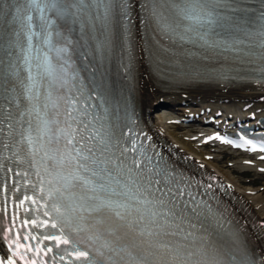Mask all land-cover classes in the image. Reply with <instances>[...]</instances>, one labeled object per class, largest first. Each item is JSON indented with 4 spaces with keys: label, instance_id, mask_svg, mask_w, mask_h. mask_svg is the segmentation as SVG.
I'll use <instances>...</instances> for the list:
<instances>
[{
    "label": "snow or ice",
    "instance_id": "obj_1",
    "mask_svg": "<svg viewBox=\"0 0 264 264\" xmlns=\"http://www.w3.org/2000/svg\"><path fill=\"white\" fill-rule=\"evenodd\" d=\"M182 2L185 4V7L177 8V11L182 20L189 22V26L185 28L184 34L181 35L179 33H176V35L182 41H191L194 38H198L204 44L210 45L211 42L207 39V34L206 33L201 34L199 30L194 29L191 25L196 24L202 27L205 24H207L209 27H211V25L215 24L218 20L222 19L218 9L220 5L224 2V0H182ZM14 3L15 0H0V17H3L7 14H11L12 5ZM26 3L29 9H35L36 11L40 12L42 18L45 9H48L49 11H55L60 16H67V15H75L77 12L84 11L87 7L91 6L96 9V19L102 21L104 26L107 28L113 18V9L119 7L121 8L122 11L123 0H120L119 4L116 3V0H68L66 6H62L65 4V0H26ZM6 7H7V12H6ZM21 11H22L21 8H15L16 14L14 19L16 20L21 19L20 16ZM22 19L23 21L27 22L30 33L28 38L30 40L32 16L28 14L24 16ZM49 23H51V21H49ZM161 27L165 31H173L171 25L162 24ZM61 51L67 52L68 49L64 48L61 49ZM73 143H74V136L69 134L68 144H73ZM73 151L76 152V156L73 157V159H75L77 167L83 168L85 171H88L87 164L83 162V161H87L88 157L81 156L80 151L77 149H73ZM93 175H96V173H93ZM100 188L103 189L104 185H100ZM116 215L120 216V213L117 212ZM52 226L56 227L55 224H53ZM55 239H57L58 242H62L63 244L66 245L72 243V241H70L67 238L63 239L62 241H60L59 237H56ZM50 250L51 249H49V251ZM180 254L181 253L179 248L174 250L175 257H179ZM189 255H191V253H189ZM88 256L89 253L87 251H79L76 253L77 259L80 258L87 259ZM0 264H2V262H0Z\"/></svg>",
    "mask_w": 264,
    "mask_h": 264
},
{
    "label": "bare ground",
    "instance_id": "obj_2",
    "mask_svg": "<svg viewBox=\"0 0 264 264\" xmlns=\"http://www.w3.org/2000/svg\"><path fill=\"white\" fill-rule=\"evenodd\" d=\"M156 85L154 84V82H152V80L147 76L143 79V83H142V89H143V96L145 97H150L153 98L154 100H158L159 97H164V99H166V101L169 105H173L176 103H180L183 99L179 96V92H177V89L172 87L166 91L163 92L162 88L159 87H155ZM190 96H192V99H195V97L199 94H202L203 97L200 99V103H203V99L205 98H209V95H207V91H202V90H194V91H187ZM251 92H238L235 94H231L234 95L235 97H246L250 94ZM256 95H262L264 94V92H255ZM223 95H228V93H225ZM226 97V96H225ZM188 101V100H186ZM191 102V101H190ZM208 105H210V103H208ZM238 106H241V103L237 104ZM162 112L161 113H156L155 117L156 119H161L162 118ZM242 168V167H239Z\"/></svg>",
    "mask_w": 264,
    "mask_h": 264
}]
</instances>
